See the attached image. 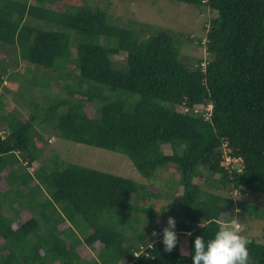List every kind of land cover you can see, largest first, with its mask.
Wrapping results in <instances>:
<instances>
[{
	"label": "trees",
	"instance_id": "16d2710c",
	"mask_svg": "<svg viewBox=\"0 0 264 264\" xmlns=\"http://www.w3.org/2000/svg\"><path fill=\"white\" fill-rule=\"evenodd\" d=\"M62 1L0 0V48H15L19 63L60 72L34 83L65 81L60 93L38 90L29 117L10 109L5 87L0 92V209L9 210L0 211V264H82L83 247L98 249L87 264H192L194 237L211 238L233 210L264 221L263 208L233 196L264 200V0H168L216 13L203 44L207 56L195 63L181 57L175 31L109 23L108 5L55 9ZM121 53L119 67L114 58ZM18 65L0 60V86L29 82L30 69L16 77ZM36 125L124 154L151 185L159 170L173 168L182 187L169 206L177 246L166 252L160 229L151 237L144 232L151 224L142 222L145 215L165 211L147 204L160 195L142 183L52 155L34 172H17L48 146H38ZM248 240V264H264V235L261 243Z\"/></svg>",
	"mask_w": 264,
	"mask_h": 264
},
{
	"label": "rangeland",
	"instance_id": "374dc122",
	"mask_svg": "<svg viewBox=\"0 0 264 264\" xmlns=\"http://www.w3.org/2000/svg\"><path fill=\"white\" fill-rule=\"evenodd\" d=\"M83 2L99 4L102 7L108 5V11L112 14V19L109 20V23L116 24L118 22L122 26H126L129 23V26L133 27V29L134 26L139 23L143 24L144 29H146L145 26H158L161 29L177 32V39L180 40L182 45L181 57L188 63L192 61L195 63V59L199 57H202L204 60L207 56L203 44L210 20L216 16L214 11L209 9H198L186 4H176L168 0H63L62 2L57 3L55 9L60 8L63 10L66 5L79 6ZM43 27H45L46 31L56 30L55 27L48 24H43ZM199 40L202 44L199 43ZM0 53L2 54L0 55V60L5 61L10 67L13 66V62L18 60L19 67L15 68V72L18 74H16L17 78H24L25 70L30 69V73L27 75V80L29 82L6 81L3 86H0V92L3 91V87L8 91L4 97L8 99L10 109H15L18 115L29 117V114L34 112L32 104H35V102L31 99L36 98L35 100H40L38 90L49 89L53 92H62L59 89L65 83L64 80L59 81L58 85L53 84L52 81L50 83V88L40 82L39 84L34 83L37 81V76L56 77L60 72H52L51 70L36 68L22 61L19 63L17 50L13 47L0 48ZM71 56H75V49H72ZM114 59V64L122 67L123 61L125 60V53L115 56ZM67 66L71 68V64H67ZM74 73L77 72L74 71ZM42 107L43 106L41 105V108ZM86 112L92 117L94 115V107L90 104H86ZM36 129L43 135V142L37 143L38 146L41 148L44 143L48 146L47 148H41L42 151L35 154V161L30 167L25 163L21 164L19 167L17 166V172H24L25 169L28 172H34L41 164H46L47 160L45 161V158H51L52 155L55 159H58L59 162L63 161L64 163L76 164L100 172L131 179L135 182L144 184L147 187V190L158 193L161 198H149L146 202L156 211H159L160 208H164L165 211V213L160 214V216L147 217L145 215L142 222H144L146 218L151 219V224L148 226L147 230H144L145 233L149 232V236L150 233L151 235H153V233L157 234L158 229L161 230L167 226L166 220L168 217H174L177 222V217L171 213L169 206H174V202L182 195V187L175 184L177 181V173L173 168L159 170L156 173L153 184L151 185L138 174L128 158L122 153L107 151L64 140L56 133L52 132L47 125H36ZM162 149L165 153H170L167 146H163ZM236 165L239 166L240 163L237 162ZM205 178H209L207 173L204 174V179ZM204 183L205 182L201 183V185L203 184L205 190L211 189L209 186L210 183H205L206 185H204ZM4 185L5 182H3L2 186ZM233 196L235 199L258 205L264 210V200L259 195L235 196V193H233ZM17 207H19V205L15 203L14 208ZM0 211L4 214H8L9 212L5 204L1 207ZM232 214L238 221V228L241 235L257 243L263 241V220H257L251 216H243L239 214L238 210H233ZM20 217L21 220L24 219L23 215H20ZM21 220L20 218L17 219L18 222H21ZM142 225L144 224H139L140 227H142ZM129 235L133 236L132 234ZM177 236L180 238L179 234H177ZM181 236V241L184 244L181 243L183 245L182 252L185 254L186 236L184 234ZM2 243L3 241L0 239V244ZM97 250L98 249L91 250L87 247L80 248L79 252L82 258V264L95 261Z\"/></svg>",
	"mask_w": 264,
	"mask_h": 264
},
{
	"label": "clouds",
	"instance_id": "9594fccd",
	"mask_svg": "<svg viewBox=\"0 0 264 264\" xmlns=\"http://www.w3.org/2000/svg\"><path fill=\"white\" fill-rule=\"evenodd\" d=\"M229 160L231 159L228 158L227 161ZM166 225L160 231L161 243L164 251L171 252L178 243L175 218L168 217ZM249 242L240 234L238 221L233 217L221 223L211 238L205 240L203 235L195 236L189 256L192 264H248Z\"/></svg>",
	"mask_w": 264,
	"mask_h": 264
},
{
	"label": "built area",
	"instance_id": "2783aa9c",
	"mask_svg": "<svg viewBox=\"0 0 264 264\" xmlns=\"http://www.w3.org/2000/svg\"><path fill=\"white\" fill-rule=\"evenodd\" d=\"M227 160H228V158H227Z\"/></svg>",
	"mask_w": 264,
	"mask_h": 264
}]
</instances>
